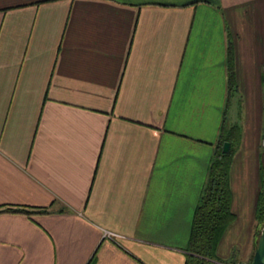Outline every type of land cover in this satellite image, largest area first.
<instances>
[{
  "label": "crops",
  "instance_id": "obj_1",
  "mask_svg": "<svg viewBox=\"0 0 264 264\" xmlns=\"http://www.w3.org/2000/svg\"><path fill=\"white\" fill-rule=\"evenodd\" d=\"M262 21L264 0H0V207L47 210L0 211V264H183L221 123L252 213L208 264H248Z\"/></svg>",
  "mask_w": 264,
  "mask_h": 264
},
{
  "label": "trees",
  "instance_id": "obj_2",
  "mask_svg": "<svg viewBox=\"0 0 264 264\" xmlns=\"http://www.w3.org/2000/svg\"><path fill=\"white\" fill-rule=\"evenodd\" d=\"M231 59L230 48H228L227 80L229 88L233 86ZM262 81L264 85V73ZM238 130L237 125L227 126L221 123L219 127L215 149L208 164L206 182L203 185L199 199L192 212L183 264H208L211 259L219 260L215 254L216 244L223 229L234 216L229 206L228 168L234 145L236 144L235 142L239 138ZM224 140L229 141L230 144L226 152L220 150L221 143ZM259 178L260 185L255 203V219L258 223H261L264 220V158L259 163ZM0 208V211H16L25 214L47 211L46 209H32L10 205ZM251 256L252 254L250 255V259Z\"/></svg>",
  "mask_w": 264,
  "mask_h": 264
},
{
  "label": "rangeland",
  "instance_id": "obj_3",
  "mask_svg": "<svg viewBox=\"0 0 264 264\" xmlns=\"http://www.w3.org/2000/svg\"><path fill=\"white\" fill-rule=\"evenodd\" d=\"M262 23H263V21H262ZM263 25H264V23H263ZM255 34H256L257 42L259 44V46L256 48V52H257L256 53V55H257L256 56V61L257 62H259V61L264 62V31H263L262 39H261V37H260V35L258 33H255ZM262 69L263 70H261V76H263V73H264V65H263ZM261 81H262V79H261ZM235 97L233 96L231 98V101H232L231 106L232 107L230 106L229 113L227 114L228 116L226 117V120H229L230 117L233 114L235 115L234 118L235 119L237 118V114H236L237 107H236ZM261 98H262V105H261V108L259 109V126H258V131L260 132V136H259L260 139H259V137H257V139H256V145H255V151L253 152V158L255 157L254 160L257 163L261 159L264 158V137H263V133H264V85H263V82H262V97ZM238 110L240 112V108L239 107H238ZM241 112L243 114L242 109H241ZM249 137L252 140L251 135ZM256 149H257V152H256ZM258 149H260L259 150V154H258ZM251 186H252V184L249 183L248 184V187L249 188H252ZM232 211L237 215L236 218L239 219L238 225L242 226L243 220H245V216L248 215V214L251 215V213H252V207H250L248 203L246 205H242L239 202L237 204H234V202H233ZM248 217H249V215H248ZM261 225H262V222L261 223H258L256 221L255 229L251 233V236H250V240L251 241L250 242L252 244L251 245L252 246V251H253V248L255 247L256 240H257V237H258V234H259V232H257V231L260 230ZM235 226H236V223H234L232 227H235ZM238 236H240V235H238ZM237 238H239V237H237ZM237 240H236V242H237ZM215 250H216V248H215ZM230 256H234V255L231 253Z\"/></svg>",
  "mask_w": 264,
  "mask_h": 264
},
{
  "label": "water",
  "instance_id": "obj_4",
  "mask_svg": "<svg viewBox=\"0 0 264 264\" xmlns=\"http://www.w3.org/2000/svg\"><path fill=\"white\" fill-rule=\"evenodd\" d=\"M228 149L229 142L227 140L222 141L220 150L222 152H226L228 151ZM249 264H264V220L259 230V234Z\"/></svg>",
  "mask_w": 264,
  "mask_h": 264
},
{
  "label": "built area",
  "instance_id": "obj_5",
  "mask_svg": "<svg viewBox=\"0 0 264 264\" xmlns=\"http://www.w3.org/2000/svg\"><path fill=\"white\" fill-rule=\"evenodd\" d=\"M102 236L108 238H114L120 236V234L109 229H102ZM240 264H245V263H240Z\"/></svg>",
  "mask_w": 264,
  "mask_h": 264
}]
</instances>
